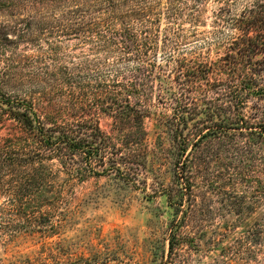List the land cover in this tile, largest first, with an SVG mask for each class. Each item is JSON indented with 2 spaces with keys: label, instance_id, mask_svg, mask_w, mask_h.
<instances>
[{
  "label": "rangeland",
  "instance_id": "1",
  "mask_svg": "<svg viewBox=\"0 0 264 264\" xmlns=\"http://www.w3.org/2000/svg\"><path fill=\"white\" fill-rule=\"evenodd\" d=\"M219 6L217 0L196 8L191 0H0V96L32 100L41 114L52 111L47 93L62 88L67 71L100 79L142 67L155 98L135 184L97 165L100 173L60 172L55 162L56 183L37 201L21 198L12 207L0 200V264H264V233L248 240L258 224L264 226V144L259 140L243 143L253 150L248 155L246 148L245 157L232 148L226 152L224 142L199 149L201 157L211 159L192 181L199 213L188 218L176 249L169 251L170 225L178 212L163 190L173 186L180 157L177 142L159 122L173 116V99L183 93L177 77L188 79L198 70L207 73L203 79L192 76L187 87L199 104L189 125L217 122L218 115L209 119L200 113L201 100L211 92L208 82L227 81L221 59L236 38L231 30L215 36ZM100 34L117 41L105 42ZM263 59L264 53L256 55L247 71L264 75ZM221 114L225 119L231 113ZM80 117L120 142L111 121L96 110ZM5 134L0 128V136ZM179 200L174 191V204Z\"/></svg>",
  "mask_w": 264,
  "mask_h": 264
},
{
  "label": "trees",
  "instance_id": "2",
  "mask_svg": "<svg viewBox=\"0 0 264 264\" xmlns=\"http://www.w3.org/2000/svg\"><path fill=\"white\" fill-rule=\"evenodd\" d=\"M191 1L196 8L207 0ZM217 2L220 6L215 13L218 25L215 36L231 30L236 38L221 59L223 65H219L228 74L227 81L208 82L211 92L201 100L204 109L200 113L209 119L217 115L219 118L217 122H202L200 126L199 121L194 126L189 125V115H197L199 104L187 87L192 76L203 79L207 73L198 70L188 76L189 80L184 79L185 76L177 77L176 83L183 93L173 99V116L159 122V126L165 128L163 132L177 142L180 157L175 164L173 186L163 190L178 212L170 225V253L176 249L177 234L188 218H196L199 213L197 202L192 201L195 198L192 181L202 176L211 163L209 157L200 156L199 149L206 143L224 142L229 145L226 152L232 148L245 157V149L249 147L242 146L245 141L259 140L264 144V75L247 71V64L264 53V0ZM116 37L99 35L105 42H115ZM3 44L9 43L3 39ZM144 45L148 50L150 46ZM259 66L263 71L264 59ZM250 69L255 71V68ZM122 71L100 79L67 71L62 78V88L51 92L55 96L47 93L52 111L41 114L32 100L8 94L0 96V128L6 129V134L0 136V200L6 199L12 207L18 206L21 198L23 203L37 201L43 190L50 191L55 185L53 168L56 164L59 165L57 171L77 169L81 175L89 171L100 173L94 168L97 165L104 167V172L116 173L121 180L135 184L140 175V156L146 151L145 141L149 136L145 121L152 115L155 98L144 68ZM93 110L111 121V132L120 142L113 143L112 135L80 117ZM245 110H249L247 115ZM225 111L231 114L223 119L221 113ZM62 114L68 119L61 123L58 117ZM247 150H250L248 155L253 152L251 147ZM77 164L80 166L75 168ZM174 191L180 196L175 204ZM185 201L189 203L187 209L182 210ZM3 209L6 212V208ZM263 233L264 226L258 224V228L248 233V240Z\"/></svg>",
  "mask_w": 264,
  "mask_h": 264
}]
</instances>
